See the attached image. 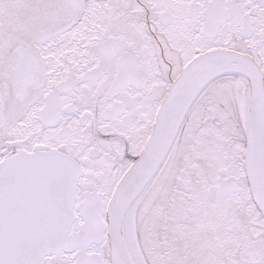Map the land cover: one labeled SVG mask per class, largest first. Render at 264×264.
Returning <instances> with one entry per match:
<instances>
[{"label":"snow or ice","instance_id":"snow-or-ice-1","mask_svg":"<svg viewBox=\"0 0 264 264\" xmlns=\"http://www.w3.org/2000/svg\"><path fill=\"white\" fill-rule=\"evenodd\" d=\"M0 264H264V0H0Z\"/></svg>","mask_w":264,"mask_h":264}]
</instances>
